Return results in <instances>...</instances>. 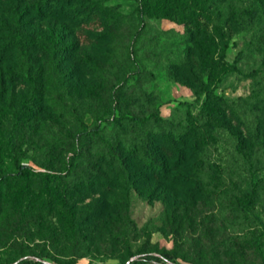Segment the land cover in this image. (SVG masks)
<instances>
[{"label": "rangeland", "instance_id": "1", "mask_svg": "<svg viewBox=\"0 0 264 264\" xmlns=\"http://www.w3.org/2000/svg\"><path fill=\"white\" fill-rule=\"evenodd\" d=\"M85 127L103 140L77 158ZM186 134L188 184L153 179L152 137ZM15 164L0 264H264V0H0V170Z\"/></svg>", "mask_w": 264, "mask_h": 264}, {"label": "trees", "instance_id": "2", "mask_svg": "<svg viewBox=\"0 0 264 264\" xmlns=\"http://www.w3.org/2000/svg\"><path fill=\"white\" fill-rule=\"evenodd\" d=\"M203 94H212L209 87L205 84L199 86L197 92H195V100L199 101ZM132 121L137 123L138 125H144L148 118L134 116L132 117ZM77 143L75 144V148H73L74 155L77 158H81L83 156L84 144L82 143L84 140H103L101 138L99 127H93L87 129L86 127L77 132ZM162 142V144L160 143ZM107 153L111 154V148H108ZM197 149L191 144L187 139V134L185 136H173V135H161L160 140L154 141L152 137V143L148 146L147 157H157V161L150 159L147 163L148 173L151 175L153 179L159 180L161 182L179 185V184H188V181L191 179L189 176L192 172L196 171L194 163L197 161ZM79 168L77 166L70 165L68 170H72L75 172ZM29 167L24 164H15L14 170H0V186L3 183H9L14 180H27L29 178ZM42 176L40 173H34V177ZM46 200V199H43ZM42 200V201H43ZM61 201V200H58ZM45 202V201H44ZM50 202V201H48ZM45 204V208H48L49 204ZM63 202L56 203L54 202L51 209L57 208L58 206L64 205ZM23 204V201L19 203ZM36 201L34 200V206L31 209H35ZM63 207V206H62ZM44 209V206H43ZM38 211V210H36ZM64 229L69 231V233L74 234L73 224L71 221L66 222L64 225ZM260 252L262 251L261 247H258ZM261 260L264 261V253L260 254ZM20 264H48L44 261L42 257H32L22 259Z\"/></svg>", "mask_w": 264, "mask_h": 264}]
</instances>
